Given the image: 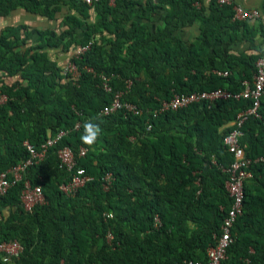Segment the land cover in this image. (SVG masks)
Wrapping results in <instances>:
<instances>
[{
    "label": "trees",
    "instance_id": "trees-1",
    "mask_svg": "<svg viewBox=\"0 0 264 264\" xmlns=\"http://www.w3.org/2000/svg\"><path fill=\"white\" fill-rule=\"evenodd\" d=\"M202 1L115 0L111 5L99 0L79 13L86 19L93 9L100 22L86 25L69 18L62 34L40 33L38 45L22 52L14 51L21 45L14 31L0 37V95L6 98L0 104V174L27 158L25 141L37 148L48 134L66 131L42 162L27 168L23 180L0 196V209L8 211L1 218L0 242L17 240L23 246L18 259L5 263L0 257V264H206V251L215 244L231 206L228 174L222 168L232 164L233 156L223 139L251 101H202L159 111L174 95L240 91L242 81L251 82L260 53L226 56L216 43L227 29L237 31L244 22L233 20L232 7L215 0L206 14L195 6ZM60 3L49 1L42 8L37 0H0V15L24 7L52 17L57 8L51 7ZM160 8L166 11L163 26L151 29V17ZM194 24L200 30L194 42L177 36ZM77 28L84 29L81 38L73 35ZM238 40L233 34L231 42ZM87 44L89 50L72 59L76 79L64 76L42 53L50 46L69 52ZM2 73L27 85L7 86ZM101 75L112 76V93L102 89ZM118 91L138 115L121 110L100 114ZM257 113L241 128L239 142L252 161L250 177L244 183L242 214L233 225V243L220 264H264V164L253 162L264 157V96ZM87 121L102 129L92 146L81 140ZM64 147L75 155L80 147L87 149L76 161L92 180L73 197L59 190L70 178L57 159ZM108 174L104 189L102 179ZM25 181L40 186L45 199L31 212L20 200ZM155 216L161 221L157 229Z\"/></svg>",
    "mask_w": 264,
    "mask_h": 264
},
{
    "label": "built area",
    "instance_id": "built-area-1",
    "mask_svg": "<svg viewBox=\"0 0 264 264\" xmlns=\"http://www.w3.org/2000/svg\"><path fill=\"white\" fill-rule=\"evenodd\" d=\"M85 4L91 6L94 2L99 0H84ZM220 6H231L233 11V20L235 21H248L250 19L259 18L258 11H246L239 6H233V0H215ZM109 4L113 5L115 0H108ZM196 7H200V3H195ZM90 44L83 47L76 48L71 58L62 69V74L68 78L76 79L79 76L77 66L72 59H79L88 51ZM218 75L226 76L227 73H217ZM112 77V76H111ZM111 77L101 75V87L106 92L112 93V86L110 85ZM242 89L238 92L232 93L222 89H216L210 92H197L189 95H174L169 102L162 104L159 112L167 110H177L179 108L187 107L191 104H195L202 101L214 102L216 100H250L251 106L238 113L235 120L232 123L234 129L228 133L223 139V145L227 152L233 156L232 164L227 168H222L223 172L228 174V180L226 181V189L229 197L231 198V206L228 210L225 218L223 219L220 233L215 237L216 242L213 246L209 247L206 251V264H220L226 255L228 247L233 243L232 229L238 216L242 214V200H243V188L245 181L250 177V173L247 170L251 164V160L247 159L244 154V148L240 145V138L243 133L241 131L242 125L250 117L258 116V109L260 101L264 96V48L261 55L256 59L254 64V72L252 80L242 81ZM131 85L130 81L126 82V89H129ZM123 91L114 92L112 95L111 103L105 106L100 114L103 116L110 115L119 110L125 113H132L138 115L140 111L135 106L123 101ZM6 98L1 95L0 104L4 103ZM77 127V126H76ZM150 126H148V130ZM66 131L61 130L56 135L48 134L47 140L39 147H35L28 141L23 143V147L27 152V158L21 161L17 165L11 167L6 172L0 174V196H5L10 188L16 183L23 180L24 174L27 168L37 165L42 162L49 149L54 147L64 136ZM87 153V149L80 147L77 151V155L68 147L61 148L57 151V159L59 165L66 172L69 173L70 178L66 183H63L59 190L67 197H73L79 189L92 180V177L88 175L85 169L77 165L76 158H83ZM255 162L264 164V157L256 159ZM111 180L110 174L106 175L103 179V188L107 189ZM20 200L25 212H31L32 208L36 205H42L45 203V199L40 186L32 187L29 181L24 182V187L21 191ZM111 215H109L110 217ZM161 227V221L158 216L154 217L153 228L157 229ZM107 242L111 243L112 235L108 234ZM23 253V246L17 240H9L0 242V257L5 263H9L14 259H18ZM180 264H202L199 261L187 260Z\"/></svg>",
    "mask_w": 264,
    "mask_h": 264
},
{
    "label": "crops",
    "instance_id": "crops-1",
    "mask_svg": "<svg viewBox=\"0 0 264 264\" xmlns=\"http://www.w3.org/2000/svg\"><path fill=\"white\" fill-rule=\"evenodd\" d=\"M43 3V7L46 2H54L56 0H37ZM84 0H61L59 5H53L57 8L52 17H48L46 14L35 13L24 7H16L9 10L7 14L0 15V37L4 35H10L12 31L16 33L19 39V45L14 51L22 52L28 47L37 46L40 42V33L59 36L62 32L67 29L65 22L67 19L74 17L79 22H85L86 25H94L100 22V18L97 13L90 9L88 18H84L79 10L84 8ZM206 14L209 13L211 6V0H203L200 5ZM233 6H239L246 11H258L259 18L250 19L244 21L242 27H238L237 31L227 29L222 35V40L216 43L227 55L239 56L240 54L246 55H258L262 53L264 48V0H233ZM199 8V7H198ZM165 8L156 9L150 20V28L156 29L163 26L162 18L165 15ZM243 22V21H241ZM84 29L77 28L73 35L76 38L83 36ZM233 34L236 38H240L238 42H231ZM200 35L199 25L194 24L190 27H184L179 30L177 36L187 42H194ZM73 36V37H74ZM15 37L11 35V40L14 41ZM25 41L24 43H22ZM73 47L69 52L62 49V46L54 47L50 46L44 48L42 53L45 54L48 59L57 64L62 69L65 67L72 53L75 51ZM259 55V56H260ZM242 66V65H240ZM4 73L1 74V80L5 82V85L12 86L18 81H21V86H26L27 83L20 80L19 77H11L10 79L5 78ZM19 87L16 86L18 92ZM1 98V95H0ZM231 125V124H230ZM8 211L6 209H0V222L2 216H7Z\"/></svg>",
    "mask_w": 264,
    "mask_h": 264
},
{
    "label": "clouds",
    "instance_id": "clouds-1",
    "mask_svg": "<svg viewBox=\"0 0 264 264\" xmlns=\"http://www.w3.org/2000/svg\"><path fill=\"white\" fill-rule=\"evenodd\" d=\"M101 132L102 129L98 124L92 121H87L84 124V133L81 136V140L84 144L92 146L97 142Z\"/></svg>",
    "mask_w": 264,
    "mask_h": 264
}]
</instances>
